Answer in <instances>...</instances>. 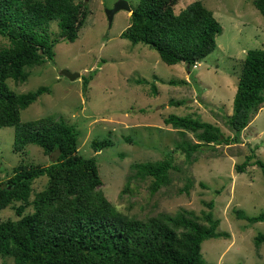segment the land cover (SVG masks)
I'll return each instance as SVG.
<instances>
[{
    "label": "rangeland",
    "instance_id": "rangeland-1",
    "mask_svg": "<svg viewBox=\"0 0 264 264\" xmlns=\"http://www.w3.org/2000/svg\"><path fill=\"white\" fill-rule=\"evenodd\" d=\"M85 1L89 14L79 37L74 42L59 38L54 60L28 69L27 81L8 80L18 93L43 85L51 89L21 111L22 121L52 114L75 126L79 153L97 160L103 180L100 188L130 217L146 220L187 209L203 222V213L210 210L205 202L213 199L218 231L228 236L204 240L203 258L211 264H264V243L257 246L254 241L258 233H264V222L252 223L237 214L242 210L251 217L264 212V173L254 164L257 158L264 161V104L240 133V143L205 145L190 159L178 144L199 142L196 134L164 121L171 114L189 115L218 125L226 137L235 135L227 119L233 112L247 51L264 47V16L252 0H201L223 32L217 36L216 49L190 68L182 62L167 64L154 48L122 37L130 24V11L120 10L109 25L105 10L118 0ZM127 1L133 9L139 3ZM193 1L179 0L175 12ZM49 31L52 38L58 37L57 22L51 23ZM8 44L0 35V48ZM64 69L80 76L70 80L62 75ZM90 78L86 85L85 79ZM140 79L145 82L138 83ZM176 101L181 104H172ZM14 138L15 127L0 128V181L20 163L45 166L56 159V152L46 154L37 144L16 153ZM104 138L113 144L95 151L92 141ZM168 152L175 165L169 171L170 182L152 193V178L135 176L134 165L162 160ZM248 155L254 158L239 172L237 166ZM47 183V176L36 179L30 200ZM20 203L0 210V221L19 219L16 207ZM32 211L29 205L24 214ZM4 263L14 264L13 258L0 257V264Z\"/></svg>",
    "mask_w": 264,
    "mask_h": 264
},
{
    "label": "trees",
    "instance_id": "trees-1",
    "mask_svg": "<svg viewBox=\"0 0 264 264\" xmlns=\"http://www.w3.org/2000/svg\"><path fill=\"white\" fill-rule=\"evenodd\" d=\"M252 1L264 16V0ZM178 3L139 0L122 37L133 44L149 45L167 64L182 62L192 68L216 49L223 27L201 0L176 13ZM88 14L85 0H0V35L9 40L8 46L0 48V128L15 127L16 153L24 152L28 144L41 146L46 154L57 153L45 166L20 163L10 177L0 181V210L21 202L16 207L19 219L0 221V257H11L14 264H211L203 258L202 242L228 236L218 231L220 221L212 212L213 199L204 201L210 210L203 213V222L187 209L146 220L130 217L120 212L100 188L103 180L97 160L79 153L75 126L52 114L25 122L21 119V111L51 89L43 85L18 93L8 80L25 82L28 69L54 60L59 38L74 42ZM54 21L59 30L57 38L49 31ZM89 80L85 79L86 85ZM262 104L264 47L248 50L245 56L233 112L227 119L233 137H226L218 125L189 115L171 114L164 121L196 134L199 142L178 144L190 159L205 145L240 143V133ZM112 144L108 138L92 141L95 151ZM253 158L248 155L237 170L244 172ZM254 164L264 173V161L257 158ZM134 167L135 176L152 178L150 190L155 193L170 182L169 171L175 165L172 152H168L162 160L136 163ZM42 176L48 177L47 186L30 200L32 184ZM29 205L33 211L24 214ZM237 214L252 223L264 222V212L251 217L242 210ZM254 241L257 246L264 243V233H258Z\"/></svg>",
    "mask_w": 264,
    "mask_h": 264
},
{
    "label": "water",
    "instance_id": "water-1",
    "mask_svg": "<svg viewBox=\"0 0 264 264\" xmlns=\"http://www.w3.org/2000/svg\"><path fill=\"white\" fill-rule=\"evenodd\" d=\"M120 10H126V11H130L131 13H133L134 9L132 8V6L127 0L116 1L112 8H106L105 10L106 15L108 17L109 25L112 24L115 14L118 13ZM187 66L190 67L189 65ZM61 73L62 75L68 77L70 80H75L76 78L80 76L79 72H71L66 69L62 70Z\"/></svg>",
    "mask_w": 264,
    "mask_h": 264
},
{
    "label": "built area",
    "instance_id": "built-area-1",
    "mask_svg": "<svg viewBox=\"0 0 264 264\" xmlns=\"http://www.w3.org/2000/svg\"><path fill=\"white\" fill-rule=\"evenodd\" d=\"M198 66V64H195L194 67L196 68Z\"/></svg>",
    "mask_w": 264,
    "mask_h": 264
},
{
    "label": "clouds",
    "instance_id": "clouds-1",
    "mask_svg": "<svg viewBox=\"0 0 264 264\" xmlns=\"http://www.w3.org/2000/svg\"><path fill=\"white\" fill-rule=\"evenodd\" d=\"M196 64H199V62H197Z\"/></svg>",
    "mask_w": 264,
    "mask_h": 264
}]
</instances>
